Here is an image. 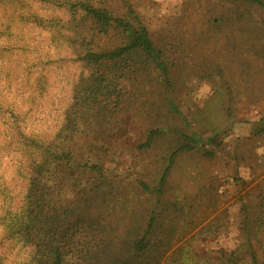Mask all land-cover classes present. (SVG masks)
<instances>
[{"label": "rangeland", "instance_id": "obj_1", "mask_svg": "<svg viewBox=\"0 0 264 264\" xmlns=\"http://www.w3.org/2000/svg\"><path fill=\"white\" fill-rule=\"evenodd\" d=\"M101 1L118 12L131 4L175 65L167 91L172 105H165V90L153 75L123 106L121 124L94 131L109 146L106 168L124 193L139 195L136 181L151 186L160 177L167 155L184 141L181 133L198 134L201 149L179 152L163 184V198L175 206L167 211L172 222L189 223L163 264H178L181 245L200 260L229 254L246 209L256 210L264 194V130L256 131L264 118V10L242 0H93ZM25 8L36 18L21 17ZM69 19L52 0H0V97L25 113L22 125L31 136L54 135L82 70L65 31L36 22ZM42 75L46 88L38 94L35 81ZM6 109L0 115V264H23L29 248L13 242L2 218L8 197L16 208L26 193L30 152L24 154ZM156 126L167 130L149 148H137ZM261 238L264 243V231Z\"/></svg>", "mask_w": 264, "mask_h": 264}, {"label": "trees", "instance_id": "obj_2", "mask_svg": "<svg viewBox=\"0 0 264 264\" xmlns=\"http://www.w3.org/2000/svg\"><path fill=\"white\" fill-rule=\"evenodd\" d=\"M52 1L66 8L70 19L36 23L65 31L64 41L82 63V70L71 104L50 139L25 133V113L8 100L6 106L0 97V115L7 108L11 130L22 138L24 154L30 152L26 193L16 208L8 194L2 193L8 197L2 223L14 243L29 248L23 264H163L182 239L176 234L189 228L185 220L172 222L175 216L167 211L174 204L163 198V184L179 152L201 149V137L181 133L184 141L167 155L160 177L151 186L136 181L139 195H127L125 186L113 180L106 168L109 146L98 133L92 134L121 124L118 118L123 106L137 96L141 80L153 75L165 90V105H172L167 91L171 90L174 61L156 45L146 21L131 4L118 12L104 1ZM242 1L264 10L262 0ZM30 9L25 8L28 11L21 17L36 18ZM7 78V89H11ZM46 82L44 75L36 79L38 94L44 92ZM259 123L257 132L264 130V118ZM166 130L163 126L149 128L136 147L149 148ZM243 226L229 254L219 251L214 258L204 255L200 260L181 245L175 252L180 257L178 264H264V194L256 210L246 209Z\"/></svg>", "mask_w": 264, "mask_h": 264}]
</instances>
